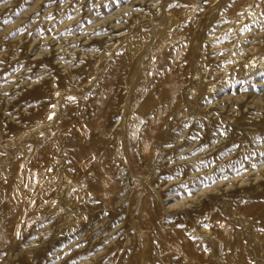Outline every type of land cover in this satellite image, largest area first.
<instances>
[{"label": "rangeland", "instance_id": "rangeland-1", "mask_svg": "<svg viewBox=\"0 0 264 264\" xmlns=\"http://www.w3.org/2000/svg\"><path fill=\"white\" fill-rule=\"evenodd\" d=\"M0 264H264V0H0Z\"/></svg>", "mask_w": 264, "mask_h": 264}, {"label": "snow or ice", "instance_id": "snow-or-ice-1", "mask_svg": "<svg viewBox=\"0 0 264 264\" xmlns=\"http://www.w3.org/2000/svg\"><path fill=\"white\" fill-rule=\"evenodd\" d=\"M72 99H74V98H72ZM52 117L51 116H49V119H51Z\"/></svg>", "mask_w": 264, "mask_h": 264}]
</instances>
